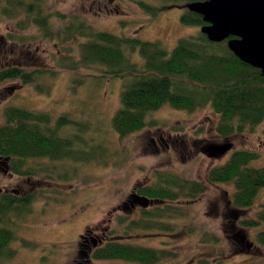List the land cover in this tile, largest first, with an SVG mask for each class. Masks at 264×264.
<instances>
[{
	"label": "rangeland",
	"instance_id": "374dc122",
	"mask_svg": "<svg viewBox=\"0 0 264 264\" xmlns=\"http://www.w3.org/2000/svg\"><path fill=\"white\" fill-rule=\"evenodd\" d=\"M24 1L28 3L31 0ZM39 2L45 13L51 15L54 28H62L65 24L56 15H65L68 19L77 16L99 31L136 37L141 41H160L168 51L176 47L179 39L200 31V28L181 23L183 8H171L151 19L130 1ZM2 5L4 0H0ZM19 18L9 19L0 13V37L9 33L27 37L24 45L9 43V49L13 48L14 54L5 59L0 57V64L18 63L53 71L57 70L60 58L77 57V42L62 44L41 39L36 28L20 32L16 29ZM129 58L139 66L143 64L138 53L131 54ZM83 72L99 74L96 68ZM72 77L70 72H57L48 80L51 88L48 96L39 94L31 85L19 82L0 86V98L5 97L0 104V126L4 124L7 107L48 113L53 119L67 114L89 124L85 138L93 139L89 143L99 148H92L88 153L93 154L96 161H103H30L28 165L45 167L44 171L30 178L0 170V196L4 193L37 194L30 214L14 222L17 239L10 247L16 251V256L0 264L74 263L78 260L81 236L86 235L87 230L97 234H103L104 230L119 232L117 216L126 214L118 207L128 199L134 188L154 184L160 173H172L183 179L205 183L207 191L194 202L181 199L172 204L183 213L172 220L173 232H139L138 237L130 240L131 243L168 249L174 253L173 257L158 264H201L202 261L206 264H264V248L239 253L228 238L234 215L227 195L233 193V186H215L207 182L208 172L227 162L234 151L259 153L260 157L250 166L264 167V123L253 133L224 138L216 132L219 117L210 108L189 113L165 105L149 117L157 123L156 126L120 139L111 126V118L120 107L122 81L90 78L85 85L71 91ZM226 143H231L232 149L223 156L209 157L204 151L208 146ZM263 204L264 188L254 206L240 213L238 218L254 217ZM131 215L138 217L137 212ZM263 229L264 225L260 229L248 230L250 240L254 242L256 233ZM91 264L128 263L92 261Z\"/></svg>",
	"mask_w": 264,
	"mask_h": 264
},
{
	"label": "trees",
	"instance_id": "16d2710c",
	"mask_svg": "<svg viewBox=\"0 0 264 264\" xmlns=\"http://www.w3.org/2000/svg\"><path fill=\"white\" fill-rule=\"evenodd\" d=\"M39 1L4 0L0 13L9 19L20 17L16 22L20 32L36 28L41 39L62 44L77 42L78 55L60 58L57 70L53 71L18 63L0 64V86L19 82L48 96L51 90L48 80L59 71L73 74L71 91L85 85L90 78L119 79L122 81L120 107L111 118V126L120 139L156 126L149 117L165 105L189 113L210 108L219 117L216 132L224 138L253 133L264 123V74L235 57L226 41L212 43L199 31L179 39L176 47L168 51L160 41H141L136 37L99 31L77 16L68 19L65 15H56L65 24L62 28H54L51 15L45 13ZM117 1L135 3L151 19L171 8H183L182 24L200 29L205 25L200 15L185 8L189 3L205 0ZM26 41L27 37L17 33L0 37V57L5 59L14 54L9 43L24 45ZM134 53L143 59L141 66L130 60ZM92 68L99 70V74L83 72ZM4 98H0V104ZM4 118V124L0 126V170L5 173L21 178L34 177L45 170L43 166L28 165L35 160L103 162L96 161L94 155L88 153L92 148H99L89 143L93 139L85 138L89 132L88 123L67 114L53 119L48 113L18 107H7ZM259 157L260 154L254 151H234L227 162L212 168L207 175L211 185H232L234 188L233 193L227 195L234 215L228 238L239 253L264 248V229L256 233L254 242L247 232L264 225V204L254 217L238 218L240 213L254 206L264 188V167L250 166ZM206 191L205 183L172 173L158 174L154 184L134 188L118 207L126 214L117 216L119 232L104 230L103 234H97L87 230L86 235L81 236L78 260L72 264H91L92 261L158 264L173 257L174 253L168 249L141 246L130 240L138 237L139 232H173L172 220L183 213L172 204L181 199L194 202ZM36 196L34 193L0 196V263L16 256V251L10 247L17 239L13 225L30 214ZM134 212H137V218L133 217L135 214L131 215ZM22 244L26 245V242L22 241Z\"/></svg>",
	"mask_w": 264,
	"mask_h": 264
},
{
	"label": "water",
	"instance_id": "95a60500",
	"mask_svg": "<svg viewBox=\"0 0 264 264\" xmlns=\"http://www.w3.org/2000/svg\"><path fill=\"white\" fill-rule=\"evenodd\" d=\"M205 23L200 31L212 43L226 41L241 62L264 74V0H205L186 5ZM231 143L205 148L209 157L223 156Z\"/></svg>",
	"mask_w": 264,
	"mask_h": 264
}]
</instances>
